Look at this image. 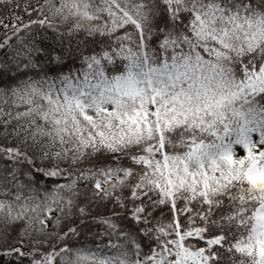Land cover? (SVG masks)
I'll return each mask as SVG.
<instances>
[{"label": "snow or ice", "instance_id": "1", "mask_svg": "<svg viewBox=\"0 0 264 264\" xmlns=\"http://www.w3.org/2000/svg\"><path fill=\"white\" fill-rule=\"evenodd\" d=\"M0 264H264V0H0Z\"/></svg>", "mask_w": 264, "mask_h": 264}]
</instances>
